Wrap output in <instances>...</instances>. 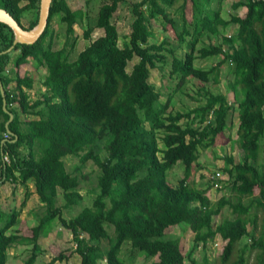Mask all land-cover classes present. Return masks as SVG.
<instances>
[{
    "label": "trees",
    "instance_id": "1",
    "mask_svg": "<svg viewBox=\"0 0 264 264\" xmlns=\"http://www.w3.org/2000/svg\"><path fill=\"white\" fill-rule=\"evenodd\" d=\"M125 1L101 5L96 24L89 21L83 36L90 39L96 28L104 32L75 59V25L85 15L67 0L52 1L48 25L36 42L19 43L0 55L7 108L14 114L9 132L10 114L3 108L0 90V188L10 182L14 191L18 186L26 189L19 208L5 211L0 201V264H7L8 250L21 244L33 245L23 264H35L44 251L39 239L49 234L56 219L72 233L80 264H137L120 256L127 241L152 264H199L192 252H183L181 237L174 232L180 227L193 233L195 247L204 249L218 238L224 241L214 264H264V217L259 219L264 215V0L235 1L228 19L222 16L221 2L214 8L213 0H191V20L186 16L188 0L135 1L131 32L121 46L113 18ZM0 7L26 29L38 24L40 0H0ZM242 8L245 14L239 12ZM171 9L183 22L178 34L188 46L183 55L167 39L152 41L153 19L175 24ZM27 11L33 16L26 26ZM57 14L66 24V40L56 49L52 25ZM229 26L231 34L225 31ZM14 39L13 29L0 22V51L11 47ZM217 56L213 65L199 64ZM30 61L48 70L45 90L35 99L29 92L35 85L33 74L19 71ZM167 64L171 83L162 92L151 82V70H164ZM225 65L234 75L229 83L232 102L212 88L221 82ZM188 85L197 88L199 104L173 108L177 94ZM235 111L243 156L239 162L226 158L222 172L229 178L222 182L231 196L214 201L207 194L214 185L200 188L190 183L192 169L201 149L211 147L229 127ZM70 155L79 158L71 171L65 160ZM88 162L97 167L96 184L88 188L97 195L90 198L80 190L82 180L92 178L84 172ZM178 163L184 166V176L172 183L169 173ZM33 193L43 205L33 234H20L17 228L8 234ZM60 197L66 207L83 209L65 217ZM225 208L231 214L215 223L214 217ZM64 258L61 252L44 264Z\"/></svg>",
    "mask_w": 264,
    "mask_h": 264
},
{
    "label": "rangeland",
    "instance_id": "2",
    "mask_svg": "<svg viewBox=\"0 0 264 264\" xmlns=\"http://www.w3.org/2000/svg\"><path fill=\"white\" fill-rule=\"evenodd\" d=\"M27 1V0H26ZM72 9L77 10L81 9L84 12L85 19L83 22H79L75 25V34L78 36L77 45L75 50L72 52V59H75L77 54L84 49L86 45L90 43L92 39L97 38L98 36L103 34V29L96 28L90 39H86L83 36L84 31L87 29L89 25V21L92 25L96 24L97 15L99 9L102 4L108 2L109 0H67ZM139 0H128L122 2L119 6L118 11L115 13L113 21L117 24L118 30L120 32V45L123 46L124 42L128 40V36L131 32V24L133 22L134 16L132 13V3ZM237 0H213L212 6L214 8L222 4V16L225 19H228L235 10L232 5ZM25 1L22 2L24 4ZM172 16L175 17V24L165 23L162 19H153L151 22L152 30L154 32V37L152 41H162L167 39L170 41L171 45L176 49L179 55H183L186 50H188V46L186 43H181L178 34L182 31L183 22L179 15L175 13V9L170 10ZM241 14H245L246 9L242 8L239 10ZM193 11H192V1H187L186 8V16L188 20L192 19ZM33 16L31 11H27L23 21L27 26L29 24V20ZM52 28L55 31L54 35V48H61L64 45L66 40V24L61 21L60 14H57L53 18ZM226 33H232V27L225 28ZM190 39V37L188 38ZM202 43V42H201ZM220 57H212L206 59L204 61H200L199 64L202 65H213L219 61ZM135 60L129 63L128 69H132ZM166 69L162 70L159 68H155L151 70L150 80L153 82L162 92H167L168 89L166 84H170L171 80L169 79V70L170 65L167 64ZM20 74L24 75L25 73L33 74L35 78V85L32 90H29L31 97L33 99L40 96L42 91L45 90V86L43 85V80L45 79L48 70L46 67H38L35 61H30L29 63H25L19 68ZM221 74V82L217 85H214L212 88L217 92L225 93L229 100L234 101V91L230 87V81L234 79V75L229 71V66L225 65L222 68ZM167 74V75H165ZM190 82H197L195 79L190 80ZM197 88L193 85H188L184 88L183 93H178L176 98L174 99V103H172L173 108L175 109H184L181 106L186 107V109L193 107L199 104L200 100H197L198 96L195 91ZM191 94L195 96V98L191 97ZM163 98H166L164 96ZM17 104V103H16ZM238 127H239V113L235 111L231 114L229 118V127L222 133H220L215 143L208 147L207 149H201V155L199 158V162H197L193 169L190 178V183L196 184L197 187L205 188L209 184L214 185L213 180L219 178V184L216 186L219 187H208L207 194L212 198V200L216 201L224 194L230 195L231 193L228 189L225 188V183L223 180H227L229 177L226 173L222 172V168L226 165V158L228 156H233L235 162H239L242 160V150L237 143L238 137ZM41 155V154H40ZM67 167L71 171L72 168L79 163L78 157L67 156L65 158ZM173 171V172H172ZM84 172H89L92 175L91 179L82 180L80 190L86 196H96V193L89 192V186H94L96 184V179L94 174L97 172V167L92 162H88L87 166L84 168ZM172 172V173H171ZM220 174H217V173ZM171 173V174H170ZM170 180L172 183H177L179 178L184 176V166L181 163H178L174 166L172 170H170ZM216 173V174H215ZM221 187V188H220ZM30 188L34 190V182H30ZM25 187L18 186V189L14 191L13 183L6 182L0 188V201L1 207L5 211H11L13 208H19L21 202L25 197ZM61 195V194H60ZM66 201L63 197H60L58 200V205L61 206L63 215L67 218H71L77 215L82 209L80 206H72L66 207ZM91 205V204H90ZM88 205V206H90ZM43 211V205L39 200V197L36 193H33L26 205L23 209L21 216L19 218V222L8 230V234L14 233V231H19L20 234L23 235H32L33 227L38 224L40 220L41 212ZM224 212L216 217H214L215 223L220 222L224 216L230 215L231 211L227 208L223 210ZM264 215L262 213L259 214V219L262 221ZM3 227L0 224V229ZM110 232L113 231V228L108 229ZM176 235L181 237L182 241V250L185 254L193 253V257H195L199 264H214L217 263L219 258H217L224 246V241L221 238H218L214 241H209L208 247L204 248L202 246L195 247L193 241V233L188 228H176ZM40 247L44 249V251H40L38 259L35 264H44L47 261H51L52 258L61 252L66 253V258L63 260L56 261L55 264H80L81 257L79 254L75 252V248L77 243L73 240V235L70 230L60 226L58 220H54L52 223V229L48 235L42 236L39 239ZM33 248V245H14L8 250V261L7 264H23L30 256V248ZM134 250V251H132ZM74 252V253H73ZM73 253V254H72ZM136 255V258H135ZM121 258L131 262L136 261L137 264H152L153 260L146 258L144 255H140V251L133 249L131 243L129 241L125 242L122 246V252L120 254ZM218 259V260H217ZM253 255L249 259V262H253Z\"/></svg>",
    "mask_w": 264,
    "mask_h": 264
},
{
    "label": "water",
    "instance_id": "3",
    "mask_svg": "<svg viewBox=\"0 0 264 264\" xmlns=\"http://www.w3.org/2000/svg\"><path fill=\"white\" fill-rule=\"evenodd\" d=\"M52 1L53 0H40L39 21L32 29L24 28L7 9L0 7V22L7 23L15 34L13 45L6 50L0 51V55L10 52L19 43H34L41 37L49 22ZM0 90L3 95V108L10 114V119L6 122V127L8 131L11 132L9 124L14 119V114L7 108L6 91L1 76Z\"/></svg>",
    "mask_w": 264,
    "mask_h": 264
},
{
    "label": "built area",
    "instance_id": "4",
    "mask_svg": "<svg viewBox=\"0 0 264 264\" xmlns=\"http://www.w3.org/2000/svg\"><path fill=\"white\" fill-rule=\"evenodd\" d=\"M4 160H5V161H9L8 156H4ZM215 174H216V173H215ZM217 174H220V173L218 172ZM213 182H214V187H216V188L219 187V186H216V185L219 184V178L214 179ZM220 188H221V187H220Z\"/></svg>",
    "mask_w": 264,
    "mask_h": 264
}]
</instances>
